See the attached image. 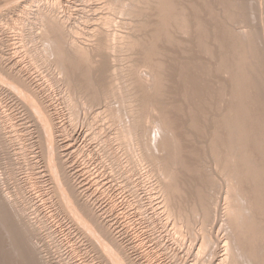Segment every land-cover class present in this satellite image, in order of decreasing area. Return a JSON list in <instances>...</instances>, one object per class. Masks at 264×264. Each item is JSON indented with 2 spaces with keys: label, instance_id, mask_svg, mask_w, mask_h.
I'll use <instances>...</instances> for the list:
<instances>
[{
  "label": "bare ground",
  "instance_id": "6f19581e",
  "mask_svg": "<svg viewBox=\"0 0 264 264\" xmlns=\"http://www.w3.org/2000/svg\"><path fill=\"white\" fill-rule=\"evenodd\" d=\"M2 1H0V3H2ZM35 1L36 0H23L21 3H18V0L17 2L14 1L18 4L12 3V6L14 4L16 5L14 9L18 10L19 12L17 13L19 14L11 20L14 16L8 17L10 10L8 11L9 13H7L6 16L11 20L10 25L17 28L18 31L20 30L17 32L22 38L29 35V39H31L30 41L33 43H37V41H35L36 39H34V34H32L34 32L33 27L37 26L39 30L37 29L38 33L37 30L35 33L38 34L37 38L40 40L38 44L41 42L43 45L41 44L42 47L39 45L41 49H39L38 46V50L33 48L34 52L28 50L36 54L38 52L42 53L44 56L43 62H46V65L48 62L52 71L56 73L57 79L54 80L53 75V77L51 76L52 80H58V82L55 83H59L60 80V82L63 81L65 89H67L68 92V94H65L72 96V86L74 87L76 83L75 79L80 77L81 80L83 79L84 82H86H83V84H87V91H84L85 93L81 92L85 87L82 84L80 85H82L83 88L79 86L82 90L81 88L79 89V87L77 89L75 88L76 91L78 89V91L81 90V95H79L77 91L78 100L76 103H79L80 106L83 105V107L86 106L84 110L89 111V116L93 114L91 119L88 117L89 120L103 114V118L108 120L110 126L111 124H118L115 126L117 128H113V134L105 139L106 144L104 145H106V152L108 151L109 155L116 161V167L122 170V173L126 177V181L127 178L129 180L133 179L136 174L142 176L140 180H137V178V181L132 180L135 186L134 189L138 187L141 189L145 179H150L149 177L154 179L155 183L152 188L161 195V212H163L162 215H165L164 217L170 219L173 228L171 229L182 238L185 236V233H189L188 235L196 241V246H191L188 250L193 257L192 264H204L207 262L208 264H264V0H100L102 3V6L101 3L100 6L105 11L91 18L97 22L94 24V27L91 28V32L88 33V39L81 40H78L77 37V34H81V32L77 33L76 29H74L77 27V23L75 24L76 27L72 26V24L68 25V21L58 16L59 14L57 13L59 12L57 8L60 7V0H54L53 3L51 2L52 8H46V10H41V6L38 4L39 2H37L36 4L39 5L38 8H40V10L37 8L35 10L37 13L34 14L33 17L31 16V10L33 7L32 4H34ZM11 2L12 1H10L9 4ZM86 2L88 1L86 0ZM95 2L97 3V1ZM6 3L4 5L5 10L7 9L6 7H8ZM44 5L47 4L45 3ZM34 6L37 7V5ZM10 8L13 9V7ZM76 8L74 7V10ZM4 23L7 24L6 21ZM71 23L74 24L72 21ZM0 24L2 25L1 22ZM95 25H97V27ZM24 31L28 32V34H26V32L24 34ZM3 39L5 40V37ZM2 43L0 41V45ZM29 44L30 43H28V45ZM172 45L176 46L177 50H175V48L173 49ZM1 46L0 78L3 83L2 88L7 90V93L13 100L21 101L24 103V107H29L26 108V110H28V118L32 117L33 120L36 119L34 120L35 123H37L36 125L39 124L41 127L42 133L39 138V144H43L40 146L42 153L46 151L48 155V159L46 158L47 168H49L48 170L53 177V181L55 180L54 182L57 184V186H55L54 183V186L52 184L54 187V189L51 187L53 190L52 194L55 193L54 190L56 194L58 193L56 197L62 202V210L65 209V213H70V216L72 214L71 218L74 216L78 217L82 227L86 229V233H88L90 237L92 236L96 245H94V247L101 250L103 255L99 256V252L97 253L99 256H97L98 259H102L103 257L102 264H133L132 258L129 259L126 256L128 251L125 250V253L122 249L124 248L123 245L122 247L119 245L123 243H117V241H114L115 239L112 238L115 237L110 233L112 231H110L109 228L112 227H109L105 221L103 222L106 224L99 221L102 217L98 218V214L95 215L94 213L95 211L92 213L91 206L93 205H91L88 200L78 198L81 193H79V191L77 192L76 187L71 183V176L69 178L70 174L67 173V175L64 173L66 167H63L66 164L63 166V162H66L63 161L64 159L62 160L60 158L62 154L60 155V152L56 153V149L53 150L54 147H57V141L55 142L54 139L55 145L52 147V143L54 144V142H52V138H54V130H52V127H54L56 123L53 122L55 117H52L54 112L52 114L49 113L50 111L47 112L49 109H46L48 101L46 98L45 100L41 99L40 97L42 96L39 97L38 91L36 92L34 90L35 88L33 86L36 85L35 82L33 85L30 82L32 80H30V78L32 77H29V74L27 75L28 77L26 76L29 70L27 73L25 72L26 74L20 71V69H15L16 71L13 70L12 64L14 66L16 62L13 58V61H15L14 63L12 62L8 65L3 63V61H5L3 60L5 56L4 49L3 47L1 48ZM29 51L28 53H30ZM5 52H7V49ZM48 52L54 56H50ZM23 54H25V52H23L22 55ZM29 55L32 54L30 53ZM9 58L11 59V57ZM122 58L125 61H123ZM34 59L36 58L34 57ZM120 60L124 62V64H121ZM170 60H174L175 63H177V65H174V63L171 62V66L173 64L172 68H174L175 71H173L172 68L170 70L177 74H174V76L176 75L178 77L179 74L182 76V79H179L180 82L178 83L179 85L182 83V86L180 85V87H182V92L183 90H186V92L187 90L188 92L192 91L190 97L184 94V92H181V94L179 93L182 95L180 96L181 99L175 97L177 100H174L175 102H170L172 104L182 102L180 104L182 106L186 104L184 109L179 104H175L178 105V108L180 107L181 110L183 109L182 111L185 112L183 114H186V116L188 115L187 117L184 116L187 118L185 119L179 113L180 108L178 109V113L182 119L187 120L185 122L183 121L184 123L182 122L183 125L180 123V128L182 125L181 129H184L182 130L183 132L178 131L179 133H184V131L189 132L195 128V130L193 129L191 132V138L189 137L190 132L187 133V136H185L186 134L184 133V138L187 137L188 139L189 137L190 140L193 136V140L196 141L194 145L198 144V147L200 146V150L197 145L195 146L199 152H197V154L195 152L196 158L194 159L197 160L198 158V163L195 160H191L193 159L192 156L195 157L194 153L189 155L191 150L188 154H184L185 156H189V162L185 163L183 161L185 157L184 155L182 156L183 153H180V150H182L180 149L181 147L175 146V149H173L178 136L176 137L173 133L175 131H171V124L173 122L171 123L168 117L170 113L168 112V114L167 111L169 110L171 112L173 107L176 108L177 106L173 105V107L171 106L172 108L169 107V109L166 110L168 106H165V108L164 104H170V102L168 103V99H165L166 96H163L164 99L161 97V94H166L165 92L167 91L164 87L166 88L168 82L173 80L172 75L168 73L170 72L168 71L169 67H171L170 64L167 65L169 67L166 68V64L170 62ZM63 64H65V66ZM120 64L124 69H122ZM120 67L123 70L122 73L125 70L123 74L119 71ZM165 73H168L167 75L169 77L164 75ZM5 74L13 77L9 78ZM52 74L53 72L50 73V75ZM63 75H65L66 79H64L65 77ZM77 75L79 77H77ZM92 75H94V78H92ZM164 77H168L166 78L168 82L165 81ZM120 78L121 81L124 78L126 82L121 84ZM179 78L181 77L179 76ZM118 81L119 83H117ZM163 81L167 84L164 83L163 85ZM135 83H138L137 86ZM172 83H175V81ZM168 87H170V85H168ZM161 88L164 89L165 92H161ZM176 88L175 90H178V88ZM172 91H174V89ZM73 92L74 94L76 93L75 91ZM155 96H159L158 98H160V101L164 100L167 102L160 104V101H158ZM176 96H178V94ZM117 98H120L123 103L119 101L121 103L119 104L120 108L113 106V102L115 100L118 101ZM73 99L71 97V101H73ZM170 99L171 98H169V100ZM172 99H174V97ZM188 100H190V102ZM68 102H70V99ZM68 102H66L67 106L70 103L72 104V102ZM74 102L75 100L73 103ZM161 103H163V101ZM1 104L2 103H0V106ZM189 104H193L194 106H189ZM72 107L70 106L69 108ZM192 107L195 109H193V112L191 111ZM55 110L57 112V109ZM74 110L71 109L73 115H77L78 112L75 113L76 111L73 112ZM84 110L82 111L84 112ZM120 110H124L122 114H120ZM72 113L70 116L73 118ZM180 116L179 118H181ZM192 116L194 121L192 120ZM149 119L150 122L152 121L151 123ZM7 120L8 118L0 107V136L2 144L4 143L3 145L8 149L11 147L12 141L16 142L17 140L15 141L13 137L11 138L9 133V135H6L7 131L4 132L6 124L8 125ZM76 120H72V122H76ZM25 121L27 123V120ZM149 123L151 125H149ZM177 124L176 128L179 126ZM8 126L10 127V125ZM148 126H151V130H149L150 128H148ZM192 126L193 128L191 129ZM61 131H64V129H61ZM193 132L194 135L192 134ZM152 136L154 139L151 138ZM159 138H161L160 141L158 140ZM150 139H153V141L156 139L153 146H148V141ZM180 142L184 144V142ZM16 144H18V142ZM104 145L102 148H105ZM0 147L4 149L3 146L0 145ZM21 147L19 148L24 150L23 145H21ZM176 147L178 148L177 150ZM184 147L185 145L182 148ZM119 149H122V151L120 150L119 152ZM178 150L179 156L176 154ZM156 152H159L161 155L159 153V155L156 154ZM46 153L44 155H46ZM14 154L12 153L13 156ZM21 154L23 153L19 155ZM44 155L43 158L45 159L47 155L45 157ZM190 156L192 158H190ZM177 157H179V159L181 157L182 160L180 159V161H178ZM187 159L185 160L186 162L188 161ZM12 160L14 161L13 165L16 164L15 166H17V158V161L15 158H12ZM182 161L185 164H183ZM177 162L179 165H183L184 168L186 167L185 165L189 164V166L187 165L188 168H186L188 169L186 174L190 176L193 174L192 178L195 179L193 185H190L191 187H188V184H190L188 182L186 186L184 185L185 181L183 182L182 179H184L183 176L186 177L187 175H184L186 171L182 172L185 169L181 168V166L179 173L177 171L178 169L175 170L176 173L180 174L181 171L183 174H176V176H180V178L178 177L176 179L174 168L179 167ZM27 163L28 160H26L24 165ZM118 171L119 170H117V172ZM68 172L70 173V171ZM122 173L121 175H123ZM31 174H33V172ZM156 175L161 177L158 179ZM181 175H183L182 179ZM190 176H187V178H191ZM1 180L0 178V198L3 200V203L5 201V206L7 208L9 207V210H11L10 206L12 209H15L20 204L17 206L15 205L16 207L14 206V201L11 200V197V199L9 198V195L11 196L14 194L11 192L10 194L8 193L9 191L7 192L5 190L3 185H1V183H3ZM35 181L37 180L33 179V181L29 180V182H27L29 186H31L32 184H36ZM24 188L26 187L24 186L23 189ZM21 189L17 188V190H13L16 194L14 196H20L22 193ZM134 189H131V192L134 191ZM134 192L133 195L138 197L139 195L137 196L135 193L139 191ZM22 197L23 196L20 198L22 199ZM23 200L24 198L22 201ZM59 201L57 203L58 205H60ZM140 201L141 200L138 202ZM25 202H23V204ZM3 203L2 206L4 205ZM17 203H19V201ZM4 208L0 209L5 211L6 209L4 210ZM17 209L15 211H17ZM28 210H30V208ZM12 211L13 210L10 212ZM15 211H13V213H18ZM21 213V216L14 215V217H12L13 215L10 216L11 213H9V216L14 218L13 222L7 221L10 219L8 218L9 216L7 217L6 215V218L2 216L3 214H8L6 212H2V217L0 216V229L6 232L4 236L5 239L7 237L9 241H6V243H9L10 246L8 247L17 251L15 254L13 252L14 250L9 248L11 251L13 250L12 252L16 255L15 258V255L12 254L14 260H19L17 258L19 255L21 258L24 254L26 256L28 251L33 250L32 252H38L39 248L36 246L37 242H35L37 239L33 236V233L36 235L37 231V238H41L38 234V230H40L41 226L37 227V223L33 224L34 218H31L29 214ZM47 214L48 213H46V215ZM19 216L21 221L18 218ZM41 221L42 220H40L38 226L41 225ZM217 229L222 230L224 235L221 237L218 236L216 233ZM1 230L0 232H2ZM28 231L32 233L29 234ZM2 233L0 235H2ZM29 235H32L31 241ZM17 238L25 240L24 242L27 241L25 245L27 244V246L29 245L33 249L29 250V246L27 249L26 246L21 245V240V247L23 246L24 250L26 247L28 250L22 255L21 250L23 249L20 248L18 243L20 240H17ZM3 242H5V240ZM91 246L90 248H92ZM8 247L4 246L5 249H8ZM217 247H220L221 249H219L222 250L221 254H217L218 256L216 255ZM218 252L220 253V251ZM29 253H27V255H29ZM122 254L124 255L123 257ZM38 255H41L40 252H38ZM31 256L34 258V254ZM11 257L10 255V259ZM5 258L8 260L9 255H6L4 259ZM24 258L25 257H23V259ZM28 258H30V256ZM33 258L32 260L29 259L31 263L35 261H33ZM23 259L22 261H24ZM45 259L46 258H44V261ZM40 260L39 258V261ZM41 261L43 262V260ZM26 262L29 263L28 260H26ZM26 262L24 264H27ZM10 263L12 264V262ZM42 264L45 263L43 262Z\"/></svg>",
  "mask_w": 264,
  "mask_h": 264
},
{
  "label": "rangeland",
  "instance_id": "374dc122",
  "mask_svg": "<svg viewBox=\"0 0 264 264\" xmlns=\"http://www.w3.org/2000/svg\"><path fill=\"white\" fill-rule=\"evenodd\" d=\"M0 1H2V0H0ZM5 1L6 2L12 1V2L9 4V2L6 3ZM14 1L17 2V0H4V1H2V3H0V20L3 21V22L0 21L2 23V25H3L2 26L0 24V27H2V28H0L1 29L0 32L2 34V36L0 34V36H1L0 37V41H1V43L3 42L1 44L2 46L1 45L0 46H1V48L3 47V49H4V56L5 57H4L3 60L8 61V62L3 61V63L4 64L6 63L7 65L8 64H11L12 62L14 63L15 62V61H13V59H14V60H16L17 63L15 62L14 63V66L12 64V69L14 68L13 70L20 69V71H23L24 73L25 72L27 73L28 70H29V72L31 71L30 73L29 72L27 74L25 73L26 76L29 74L28 76L29 77L30 76L32 77V78H30V80L32 79L30 82L33 85H34V82H35L36 85H34L33 87L35 88L34 90L36 92L38 91L37 92L38 93V96L39 97L42 96V97H40L41 99L45 100V98H46V100L48 101L47 108L45 106L44 107L46 109L49 108L47 112L50 111L49 112L50 114H52L54 112L52 114V117L53 118L55 117L54 119H56V120L53 119V122H56L55 125H54V127L57 126L56 128L52 127V130H54V132H53V137L54 138H52V142H54V140H55V142L56 141L59 142V143L56 142V146L57 147H54V149L53 148L52 149L53 150L56 149L58 151V152L56 151V153H59L60 152L59 154L60 155L62 154L61 156L59 154H57V155H59L60 158L62 160L64 159L63 161L66 162V163H64L62 161L63 162V166L66 164L63 167V168L66 167V169H64V171H65L64 173L70 174L69 175V178L71 176V178H70L71 183L74 184V186L76 187V191L77 192L79 191V193H81L80 194V197L78 196V198L79 199L80 198L81 199L84 198L83 200H88L89 203H91V205H93V206H91L92 213H93V211H95L94 213H95V215L98 214L97 215L98 218L99 217L100 218L102 217L103 220L102 219H99V221H101V222L105 221V222H107V225L109 227H112V228H109L108 227L110 229V231H112L110 233H112V235L115 236V237H112V238H114L115 239L114 241H117V243H123V244H119V245L121 247L123 245L124 248H122V249L124 251L125 250L128 251V253H126V251H125L126 256L129 259L132 258L131 260L133 261L132 262L133 264H192L193 263L192 262L193 261L192 260L193 257L191 255V252L190 251L188 252V250H189V248H191V246L192 247L196 246V241L191 236L188 235L189 233H185L184 234L185 236H183V238H182L181 236L177 235V233L175 234L174 230H172L173 228H172L170 219L168 218L169 219L168 220L166 217H164L165 215H162L163 212H161V195H160L159 192H157L155 189L152 188V186L155 183L154 179L152 177H149L150 179L147 178V180L145 179V181L142 183L143 185L141 186V189L139 187L137 189L136 188L134 189L135 186L133 185L134 183H133L132 180H136V178H137V180H140V178H142V176L139 175V174H136V176L134 175L133 179H130L129 180L127 178V181H126V177L122 173V170L119 169L118 167H116V161L111 157V155H109L108 151L106 152V150H105L106 149V145H104V144H106L105 139H106V137L111 136L113 134V128H117L115 126H117L118 124L117 125L116 124L115 125H112L111 124V126H110L108 124L109 123L108 120H106V119L103 118V114L102 115L101 114L98 115L100 117L96 116L97 118L95 117L94 119L92 118V120H89V118L91 119V117H92L93 114L91 116H89V114H88L89 111L88 110H86V111L84 110L86 108V106L83 107V105L80 106L79 103H76V101L78 100V97H77L78 93H79V95H81V92L85 93L84 91H87L86 90L87 89L86 88L87 84L84 85L83 84L84 80L83 79L81 80V78L78 75H77V77H79V78H76L75 79L76 83H75L74 87L72 86V89L70 88L71 90H73V91L76 92L75 94H74L73 91L71 93L75 97L73 95L72 96L67 95L68 92H67V89H65V86H64L63 81L60 82L61 81L60 80L59 83H55V82H58V80L57 81H54V80L57 79L56 78V73H54V71H52V69L50 68V65H49L48 62H47V65H46V62H43V57L44 56L42 55V53L37 51L39 53V56H38V53L37 54L36 53H32V52H34L33 48L34 49L36 48L38 50V46L42 44L41 42L38 44V42L40 41L39 38H37L38 37V34L37 33H38V30H39L38 27L37 26H35L36 28L33 27V31L34 32L32 34H34L33 35V36H35L34 39H36L35 41H37V43H33V42L30 41L31 39H29V35L28 36L25 35L26 37L22 38V36L19 35V33H18L20 30L18 31L17 28H15V27H13V26L10 25L11 20L13 18H15V16L17 14H19V13H17L19 11L18 10H15L14 8L16 7V5L18 3H21L23 0H20V1L18 0V3H15ZM53 1L54 0H50V1L49 0H45V1L44 0H41V1H39V0L37 1L36 0L35 3L33 2L34 4H32V6L34 8L32 7L31 16H33L34 14L37 13L35 10L39 6L38 4H40L41 10H46V8H48V9L50 8L51 9L52 8L51 5H52ZM87 1L88 2H86V0H60V7H59L60 10H59V8H57V11L59 12V13H57V14H59L58 16L61 19H65V21H68L67 22L68 25L69 24L70 25L72 24V26H75L76 27L75 24L77 23V27L74 28V29H76L77 33H80L81 32V34H77L78 40L88 39V37H89L88 36V33L91 32V28L94 27V24L97 22V21L95 22L91 18L93 16L98 15L99 13H104V11H105L104 9L101 8L102 3H101L100 0L99 1L98 0H91V1L90 0H87ZM95 1H97V3ZM37 2H39V3L36 4ZM85 2H86V4H85ZM5 3L7 4L6 6L9 7V8L6 7L8 9V10L6 9L7 12H6L5 8H4L5 7L4 6ZM12 3H15L16 5L14 4L12 6ZM45 3L47 5H44ZM100 3H101V6H100ZM49 4H50V7H49ZM34 5H37V7L34 6ZM54 6H55V4H54ZM73 6L75 8L77 7L76 8L77 10L76 9L74 10V7ZM10 7H13V9L10 8ZM98 7H99V9H98ZM40 8H38V9L40 10ZM3 10H5V11H3ZM2 11H3V13H2ZM7 13H9L8 14V17L9 16L10 17L14 16V17H12L11 20H10V18H8L6 16ZM68 16H69V18H68ZM87 16H88V19H87ZM5 21L7 22V24L4 23ZM71 21L74 22V24L71 23ZM98 24H99V22H98ZM97 25H95V26L97 27ZM36 30H37V33H35ZM25 32L26 31H24V34H25ZM7 34L10 35V36H8ZM26 34H28V32H26ZM4 37H5V40L3 39ZM13 37H15V38H13ZM20 40L23 42L24 45L22 44V42ZM23 40H25L26 42L23 41ZM82 41H85V40H82ZM4 42L6 43L7 46L5 45ZM28 43H30V44L28 45ZM42 45H41V47H42ZM41 47L39 46V49H41ZM172 48L173 49L175 48V50H177L176 46H173ZM6 49H7V52L8 53L5 52ZM28 49L30 51H32V52H30ZM22 50H23V52H25V54H23V55H22V53H23ZM28 51L32 55H29L30 53H28ZM27 54H28L29 57L27 56ZM33 54H35V55H33ZM49 55L52 56L53 54L49 53ZM50 56H48V57H50ZM7 57L8 58L11 57V59L13 58L12 61H11L10 58L8 59ZM34 57L36 59H34ZM29 58H31V59H29ZM122 60L125 61L123 58H122ZM173 61L170 60V62H167L166 68L169 67V66H167L169 64L171 66V62L174 63V65L175 64L177 65V63H175V61L174 62ZM40 62H42L44 64H42ZM120 63L121 64H124V62H121V60H120ZM33 64H34V66H33ZM121 64H120V66H121ZM63 65L65 66V64H63ZM9 66H11V65H9ZM51 66H53V65H51ZM172 66H173V64H172ZM172 66L169 67V69H168V71L171 72V73L170 72H168V73L171 74L172 77H173V80H170L169 79L171 82L166 81L167 80L166 78L169 77L167 75L168 73L167 74L166 73L164 74V75L168 76L166 78L164 77V79H165L166 82H168V85H170V87H168V85L167 86L165 85L166 86V88H165L163 85H164V83L165 84H167V83L163 81V85L162 86L167 91L165 92L164 89H162L163 88L162 87L161 88V92L163 91L166 94H163V93L161 94L160 93L161 94V97H163V96L165 97L166 96L165 99H168V103L170 101L177 100L176 98L181 99L180 96H182V95H180L181 92H182V87H180V85L182 86V83L180 85L178 84L180 82V80L182 79V76L179 74L178 77H177L176 76L177 75L176 72L174 73V72H172V70H170L172 68ZM121 67H120V69H121ZM120 69H119V71L122 73V71H123L122 69H124V67H122L121 70ZM172 69H173V71H175L174 68H172ZM51 72H53L52 75H50ZM124 72H125V70H124ZM166 72H167V70H166ZM174 74H176V75L174 76ZM5 75H7V74H5ZM53 75H54L55 78L53 77ZM171 75H170V77H171ZM7 76L9 78H12L13 77L11 75H7ZM51 76L53 77L54 80H52ZM63 76L65 77V75H63ZM179 76L181 78H179ZM120 77H122V76H120ZM175 77H176V79H175ZM58 78H60V77H58ZM61 78H63V77H61ZM92 78H94V75H92ZM127 78H128V76H127ZM177 78H178V80H177ZM64 79H66V77ZM123 79H122V81H123L122 82L121 81V78H120L121 84L126 82L125 79L124 80ZM173 81H175V83H172ZM51 82H53V83H51ZM0 83H1L0 84V103H2L3 106H4L3 107L2 104H1L0 107L3 110V113L5 114V116L8 118V120H7L8 125H10V127H9L6 124V127H8V128L5 127L4 128L5 130L4 129L3 130H4V132L7 131L6 132L7 133L6 135H9L10 134L11 138L13 137V139L15 141L17 140L16 142L12 141L13 143H11V147L7 149V147H5L3 145L4 143L2 144L1 136H0V141H1V144L0 145L3 146L4 149L6 150L5 151L4 149H2V147H0V167H1L0 168V178L2 179L1 182H3V183H1V185H3V187L5 188V190L7 192L9 191L8 193L11 192L14 195H16V194H15V192L13 190H15V189L17 190V188H20L21 189V187L23 185L26 187L24 189H23L24 186L22 187V189H21L22 193H21L20 196L19 195L18 196H14V195H11L10 196L9 195V198L11 197L12 199L11 198L10 199L14 201V206L15 205L17 206V205L20 204L19 206L21 207V209H20L19 206H17V207L15 206L16 207L15 209H12V207L10 206L11 210H13V211H15L18 208L19 210L17 209V211H15V212H18V213H13V211L10 212L11 210H9V207L7 208L5 206L6 205L5 204V201L3 203V200H1V198H0V201H1L0 208L2 209L5 206L4 210L6 209L5 211H3V210L0 209L1 210L0 211V216H1L2 212H6L8 214H3L2 215V216H4V218H6V215L8 217L10 215L9 213H11L10 216L13 215L12 217H14V215H16V216L17 215H20V213L23 211L22 213L29 214L31 218H34V223L33 224L37 223L36 224L37 227H40L41 226L40 227V230H38L39 237H41L40 239L37 238V236H38L37 235V231H36V235H35V233H33V236H35V238L37 239L35 242H37V245L36 246L39 248L38 249V252H40L41 255H38V252L37 251H36L37 254H36L35 251L32 252L33 250L32 251H28L27 249L29 247H30L29 250H31L33 248H31V246H29V245H28L29 246L28 247L27 244L25 245V243H27V241L24 242L25 240H22L21 239L22 240V243H23L22 244L21 243V240L17 238V240H20L18 243H19V246H20L21 249H23V246H26L27 247V249L25 247V250L26 251L24 249L21 250V254L23 255V253L24 252L26 253L27 251H28L27 253L31 252V253H29V255H27V253H26V256L27 257L24 254V256H23V257H25L24 259H23V257L21 258L20 255H19V257L17 256V258L19 260H14L13 259L14 257L16 258V255L15 254L17 253V251H15V249H13L11 247H8L10 245H9V243H6V241L7 242H9V241L7 240V237L5 239V236H4L6 232H3L0 229L3 232V233L0 232V234L2 233V235H0V238H1L0 239V264H2L3 262H4L3 264H11L10 262H12V264L13 263L14 264H16V263L17 264H24L26 262V260H28V262H29V263L26 262L27 264H36V261H37V264H42L43 262L45 264H95V263L98 262V260H99V262L100 261L101 262L100 263L98 262L97 264H102L103 257H102V259H100V258L98 259V257L99 256H103V255L101 253V250H99L97 247L96 248L94 247L95 242H94L92 236L90 237V235L88 233H86L87 231H86L85 228L82 227L80 221L78 220V217L74 216L73 218H71L72 214L70 216L69 215L70 213L69 214H67V212L65 213V211H64L65 209L64 208H63L64 210H62V207H61L62 202L59 201L60 199L58 200L57 197H56L58 193L56 194V191L54 190L55 193L52 194V192H53L52 188L54 189V187H53L54 184H55V186H57V184H56V182H54L55 180L53 181V177H52V175H50L51 173L48 170L49 168H47V159H48L47 157H48V155H47L46 151L42 153V150H41V147L40 146H42L43 144L42 145L39 144V140H40L39 138H40V135L42 133L41 127L39 126V124L36 125L37 123H35V121H34L36 119L33 120L32 117H30V116H29L30 118H28V113H27L28 110H26V108H29V107H24V103L21 102V101H15V100H13L12 97H10V95L7 93V90L5 88H2L3 87V85H2L3 83H2V79L1 78H0ZM84 83H86V82H84ZM117 83H119V81ZM171 83H172V86L174 88L171 86ZM80 84H82V85L85 86L84 87L85 90L84 89L82 90L83 86L80 85ZM135 84L137 86L138 83H135ZM62 85L64 86V88H63ZM79 86H82V88L79 87ZM78 87H79V89L81 88L82 91L80 90L81 91L80 92V91H78L79 90L78 89L77 90L78 93H77L76 89ZM176 87L178 88V90H175ZM170 88L172 90L174 89V91H172ZM169 89H170V91H169ZM167 92H168V94H167ZM183 92H184V94L189 95L188 97H190V95L192 94L191 93L192 91L191 92L190 91L188 92V90H187V92H186V90L185 91L183 90ZM44 93L47 94V95H45ZM65 93H67V94H65ZM41 94H43V95H41ZM177 94H178V96H176ZM66 95H67V97H66ZM159 96H155V98L158 101H160V98H158ZM71 97H72V99L74 97L73 101L75 100V102H74L75 104L73 103V101H71ZM164 97H163V99H164ZM173 97H174V99H172ZM169 98H171L172 100L171 99L169 100ZM69 99H70V102H72V104L70 102H68ZM65 100H67V101H65ZM119 101L121 102V99L120 98L118 99V101L115 100L113 102V106L114 107L117 106V107L120 108V105L119 104H121L122 102L120 103ZM162 101H163V103H161ZM188 101L190 102V100H188ZM188 101H186V102H188ZM66 102H68V103L71 104V105L70 104L68 105L69 107L70 106L71 107L73 106V107L72 108H69L67 106V103ZM165 102H167V101L161 100L160 101V104H164ZM191 102H193V101H191ZM116 103H117V105H116ZM181 103L182 102H180V103H177L176 102L174 104H172L171 102H170V104L165 103L167 105L164 104V107L165 106H168V108L165 107L166 110H168L169 107L172 108L173 105H175V104H179L180 105ZM184 104H185V102H184ZM191 105L194 106L193 104H189V106H191ZM175 106H177V107L176 108L173 107V109L171 110V112L169 110L167 111V113L168 112L170 113V114L168 113L169 114L168 117H169L171 123L173 122L172 123L173 125L171 124V126H172L171 131L172 132L175 131L173 133L175 134L176 137L178 136L177 137V142L178 143L177 142L175 143L173 149H175V146H178V147L180 146L181 147L180 149H182V150H180V153H183L182 156L184 154L185 155L188 154V152L190 150L191 151L189 152V155L191 153H194V155H195V152H196V154H197V152H199L196 149L198 147V144H196L197 147H195L196 145H194V144L196 143V141L193 140L194 139L193 136H192V139H190L191 141L189 140V137L191 138V132L193 131V129L195 130V128H193V126H192L191 129L192 128L193 129H192V131L191 130L189 131L190 133L184 131V133L186 134L185 136H187V133L190 134V135L188 134L189 135L188 139H187V137L184 138V133H179V131L181 132L182 130H184V129H181V128H182L183 123L185 121H187V120H183L182 119V117L186 116V114H183L185 112L182 111L186 107V104L183 105V106L180 105L183 108L182 110H181L180 107H179L180 109L178 108V105H175ZM55 109H57V112H56ZM71 109L72 110L76 109L73 112H75V111H76L75 113L78 112L77 115L76 114L73 115ZM178 109H179L180 112L178 111ZM193 109H194V107H192V109H191L192 112L195 110V109L194 110ZM82 110H84V112ZM120 111H121L120 114H122L124 110L123 111L120 110ZM181 111H182V113H181ZM178 112L180 113V115L182 117L179 115ZM71 113H72L74 119L72 118V116H70ZM53 115H55V116H53ZM173 115H174V118H173ZM175 115H177L178 117L175 116ZM191 115H194V114H191ZM179 116L181 118H179ZM22 117H23V119H22ZM75 117L77 118V120H76ZM33 118H35V117H33ZM87 118H88V120H87ZM71 119L74 120V121L76 120V122H72ZM101 119H103V120H101ZM150 119L153 120L152 118H150ZM150 119H149V122H150ZM181 119H182V121L180 122ZM185 119H187V118H185ZM25 120H27V123H26ZM192 120H193V116H192ZM150 123H149V125H151ZM180 123H182L181 128H180ZM174 124H175V126H174ZM176 124L179 125V126H177V128H179V129L176 128ZM152 125H154V124H152ZM194 127H195V125H194ZM148 128H150L149 130H151V126H148ZM61 129L62 130L64 129V131H61ZM185 129H187V128H185ZM8 130H9V132H8ZM11 130H12V132H11ZM10 132L12 134H14V135H12ZM64 132H65V134H64ZM61 133H63L64 135L61 134ZM192 134L194 135V132ZM179 136H181L183 139L181 137H179ZM151 138H153V136ZM62 139H64V140H62ZM153 139L152 140L150 139L148 141V146H153V144L155 143L154 141H156V139L154 141H153ZM160 139L161 138H159L158 140L160 141ZM101 140L102 141L104 140L105 142L103 141L104 142L103 143ZM180 141L184 142V144L181 143ZM17 142H18V144H16ZM55 142H54V144L52 143V147H53V145H55ZM192 142H194V143H192ZM126 144H128V143H126ZM150 144H152V145H150ZM12 145H14V146H12ZM21 145H23L24 150H21V148H22ZM64 145L65 146L67 145V146L65 147ZM103 145H104L105 148H102ZM128 145H130V144H128ZM184 145H185L186 148L185 147L182 148ZM59 146H61V147L63 146V147L61 148ZM190 146H192V147H190ZM19 147H21V148H19ZM193 147H195V148H193ZM199 147H198V149L200 150ZM57 148H59V149H57ZM136 148H137V146H136ZM190 148H193V149H190ZM65 149H66V151H65ZM177 149L178 148L176 147V150ZM187 149H189V150H187ZM120 150L122 151V149H119V152H120ZM21 151H23V152H21ZM184 151H185V153H184ZM14 152H15L16 155L14 154ZM12 153L14 154V156L12 155ZM20 153H23V154L19 155ZM45 153H46L47 156L44 155ZM139 153H141V152H139ZM158 153L156 152V154H158ZM175 153H176V151H175ZM42 154L44 155V157L46 156L45 159L43 158V155ZM176 154H178L177 156H179V150L177 151ZM185 155H184V157L186 159L188 158L187 159L188 160L187 162L185 161L186 160L185 158H183L182 156L181 157L183 158V161L185 163H188L189 162V156L188 155L185 156ZM11 157L12 158H15V160L17 158V160H18V163H17L18 165L17 166H15L16 164L13 165V162L14 161L12 160ZM181 157H180V159L182 160ZM192 157H193V159H191V160H195L197 162L198 158H197V160L194 159V158H196V155H195V157L194 156H192ZM192 157L190 156V158H192ZM177 158H178L177 160L180 161L179 157H177ZM10 160H12V161H10ZM22 160L24 161V163H26V160H28V163H27L28 165L27 164L24 165V163H23ZM184 162H183V164H185ZM177 164H178L179 167L178 168H176V167L174 168V166H177V165H174L173 168H174V170L175 169L176 170L178 169L177 171L179 173V169H180V166L181 165H179L178 162H177ZM10 165H11V167H10ZM187 165L189 166V164H187ZM187 165H185L186 166L185 168L183 167V165L181 166V168L185 169L182 172L186 171L184 175L185 176L186 175L187 176H190V175L186 174L187 173V170H188V169H186V168H188ZM15 168H17V169H15ZM117 170H119L118 172L120 174L117 172ZM176 170L174 171L175 172V176H176V174H178V173H176ZM68 171H70V173ZM32 172H33V174H31ZM182 172L180 171V174ZM121 173L123 175H121ZM180 174H178V175H180ZM178 175L176 176V179L178 177L180 178V176H178ZM138 176H139V178H138ZM173 176H174V174H173ZM182 176L183 175H181V179H182ZM187 176L186 177L183 176L184 179H182V180H183V182L185 181L184 182V185L185 186L188 183H190V184H188V187H189L190 185H193L195 179L192 178L193 177V174H192V176H190L191 178H187ZM159 177H161V176H159ZM159 177H158V179H159ZM50 178H51V180H50ZM33 179H36L37 181H35L36 184H34V185L32 184L31 185L32 187H31V186H29V183L28 182H29V180H32L33 181ZM130 183L132 184L133 187L131 186ZM52 184H53V186H52ZM27 185L29 186V188H28ZM128 186H130L132 188H130ZM148 186H149V188H148ZM131 189H134L135 192L139 191L138 192L139 194L138 193H135L134 191L131 192ZM130 192L132 193V195H131ZM133 192L135 193V195H137V196L139 195L138 196L139 198L138 197H135L133 195ZM21 196H23L22 199L24 198L23 201L20 198ZM18 197L20 198V200H19ZM138 199L141 200V201L138 202L139 201ZM55 200H58L60 202V205H58L57 204L58 201H55ZM18 201H19V203H17ZM23 202L26 203V206H25V203L23 204ZM2 203L4 204L3 206H2ZM141 203H142V206L144 205L143 208L141 206ZM27 206H28V209L30 208V210L27 209ZM7 209H8V212H7ZM20 210H22V211H20ZM63 212H64V214H63ZM46 213H48V214L46 215ZM10 216L8 217L10 219H8L7 221L8 222H13L14 221V218H12ZM16 216H15V218L17 219ZM20 216L18 217L19 220H20ZM68 217H70V218H68ZM160 217H162V218H160ZM72 219H73V221H72ZM40 220H42L41 223H40L41 225L38 226ZM17 221H18V219H17ZM43 222H44V224H43ZM45 222H46V224H45ZM74 222L76 223V225H75ZM105 222H103V223H105ZM81 227L83 228V230H82ZM28 230H29V228H28ZM41 230H42V232H41ZM84 230H85V232H84ZM28 233L31 234L32 232L31 231H28ZM216 233L220 237L224 235V232L222 230H220V229H217L216 230ZM31 237H32V235L31 236L29 235L30 241H31ZM91 239H92V241H91ZM116 239H119V240H116ZM191 239H192V241H191ZM4 240H5V242H3ZM88 241H90V242H88ZM20 243H21V245H23L22 247H21ZM38 243H39V246H38ZM28 244H29V241H28ZM91 244H92V246H91ZM4 246L5 247H8V249H5ZM90 246L93 249L90 248ZM9 248L13 249L14 251L13 250L12 251L15 254ZM125 248H127V249H125ZM219 248L216 250V255L217 254L219 255V254L222 253L221 252L222 250H220L221 248L220 249ZM6 251H8V252H6ZM218 251H220V253ZM187 252L190 253V254H188ZM97 253L99 254V256L97 255ZM12 254H14L15 256L13 257ZM33 254H34V258H33V256H31ZM6 255L7 256L9 255V259L8 260H7V258L4 259V257ZM10 255L12 256L11 259H10ZM43 255H44V257H43ZM2 256H4V257H2ZM29 256H30V258H28ZM123 256L124 255L122 254V257ZM31 257L33 258V261L35 260L32 263L29 261V259L32 260ZM38 257L41 260H43V262L40 260L41 261V263H40ZM96 257H97V259H96ZM44 258H46L45 261H44ZM22 259L25 262L22 261ZM124 259L127 262V260H126L125 257H124ZM8 261H9V263H8ZM204 264H208V262L207 263H204Z\"/></svg>",
  "mask_w": 264,
  "mask_h": 264
}]
</instances>
